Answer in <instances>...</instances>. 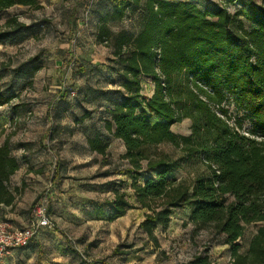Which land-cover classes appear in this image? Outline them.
Listing matches in <instances>:
<instances>
[{
  "label": "trees",
  "instance_id": "1",
  "mask_svg": "<svg viewBox=\"0 0 264 264\" xmlns=\"http://www.w3.org/2000/svg\"><path fill=\"white\" fill-rule=\"evenodd\" d=\"M97 1L105 11L98 18L95 40L107 45L111 72L120 79L114 85L120 98L107 111L102 124L106 136L124 146L120 159L127 167L114 174L130 178L132 198L145 212L138 225L146 237L144 245L159 249L155 232L168 227L174 211L187 209L188 223L195 231H208L228 248V264H264V225L255 229L243 251L239 244L248 226L264 224V2ZM235 2L238 8L230 12L227 6ZM15 6L39 8L38 0H0V13ZM137 11L142 13L137 31L111 32L110 24ZM13 25L16 30L22 27L13 18L0 25V45ZM1 67L7 70V65ZM39 69L23 63L10 73L31 77ZM144 78L153 85L150 97L142 94ZM11 100L0 85V107ZM224 105H233L239 112L233 127L221 118L227 117ZM20 107L22 104L12 109L18 111ZM90 115L86 111L75 124ZM185 120L191 123L188 136L171 132L173 125ZM244 121L251 128L242 133ZM160 144L171 145L181 157L152 159L147 149ZM86 145L101 157V166H107L108 143L96 134L86 138ZM144 162L146 170L156 177L138 183ZM184 162L197 164L194 177L171 178L170 174ZM24 164L25 175L44 176L45 168ZM21 167L12 154L9 138H5L0 144V209L16 206L25 182L22 180L19 188L12 187L11 179ZM56 175L55 168L52 183ZM104 203L111 209L106 218L110 223L131 208L126 192L119 190ZM39 204L32 205L30 221ZM46 214L49 216L47 209ZM0 217L9 223L1 213ZM124 253L116 248L112 254ZM185 264L215 263L203 252Z\"/></svg>",
  "mask_w": 264,
  "mask_h": 264
},
{
  "label": "rangeland",
  "instance_id": "2",
  "mask_svg": "<svg viewBox=\"0 0 264 264\" xmlns=\"http://www.w3.org/2000/svg\"><path fill=\"white\" fill-rule=\"evenodd\" d=\"M254 2L260 5L264 0ZM38 4V9L15 6L0 13V25L13 18L22 26L16 30L13 25L0 45L1 91L12 97L8 105L0 107V144L8 137L12 154L22 165L12 177L11 186L19 188L21 181L25 182L15 209H0V213L10 226L25 227L32 205L40 202L46 207L52 225L27 248L15 250L18 256L15 262L6 258L4 264H185L203 252L215 264H228V248L208 231H195L188 223L187 209L174 211L168 227L155 232L159 249L144 245L146 237L138 225L145 212L132 198L130 178L114 174L127 167L120 159L124 146L107 137L102 124L107 111L120 98L114 86L120 79L111 72L110 50L95 40L97 21L105 7L97 0H38ZM227 8L234 12L238 3ZM141 14V11L134 16L129 13L123 21L110 24L111 32L137 31ZM23 63L28 68L40 69L31 77L10 73V69ZM2 64L7 65V70H3ZM152 90L151 81L144 78L142 94L149 97ZM21 104L18 111H13V106ZM222 108L227 117L218 111L217 114L229 126H235L239 112L233 105ZM86 111L91 112L90 117L76 125L75 120ZM190 126V121L185 120L173 125L171 132L188 136ZM250 128V123L244 121L240 132ZM96 134L108 143L104 167L101 157L91 153L86 145V138ZM146 153L152 159L181 157L169 144L151 147ZM25 162L36 169L45 168V175H25ZM142 165L138 183L156 177L146 170L145 162ZM55 168L57 175L52 183ZM197 168L195 163L184 162L170 177L191 180ZM114 190L126 192L131 208L110 223L106 218L111 209L104 202L113 198ZM261 225L264 224L247 227L239 243L241 251ZM116 248L126 255L114 256Z\"/></svg>",
  "mask_w": 264,
  "mask_h": 264
},
{
  "label": "built area",
  "instance_id": "3",
  "mask_svg": "<svg viewBox=\"0 0 264 264\" xmlns=\"http://www.w3.org/2000/svg\"><path fill=\"white\" fill-rule=\"evenodd\" d=\"M51 225L46 207L42 203L34 208L27 227L12 228L0 217V264H4L10 252L27 248L41 230L50 228Z\"/></svg>",
  "mask_w": 264,
  "mask_h": 264
},
{
  "label": "crops",
  "instance_id": "4",
  "mask_svg": "<svg viewBox=\"0 0 264 264\" xmlns=\"http://www.w3.org/2000/svg\"><path fill=\"white\" fill-rule=\"evenodd\" d=\"M152 93H153V90H152ZM152 93H151V95H152ZM150 97V96H149ZM45 175V174H44ZM16 207V206H15ZM15 207L12 209V210H14L15 209ZM1 209H5L6 211L9 209V211L11 210V208L10 207H5V208H1ZM11 227H13V228H17L18 226H16V225H13V226H11ZM43 232L45 231V229H43L42 230ZM14 252H16V251H12L6 258H9L10 260H12V263L13 262H15L16 261V258L18 257L17 256V254H15ZM6 258H5V260H6ZM4 260V261H5Z\"/></svg>",
  "mask_w": 264,
  "mask_h": 264
}]
</instances>
